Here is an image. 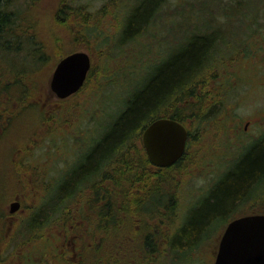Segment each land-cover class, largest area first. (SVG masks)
I'll return each instance as SVG.
<instances>
[{"label":"trees","instance_id":"1","mask_svg":"<svg viewBox=\"0 0 264 264\" xmlns=\"http://www.w3.org/2000/svg\"><path fill=\"white\" fill-rule=\"evenodd\" d=\"M67 2L68 0H59L57 7L50 9L49 17L53 22V29L62 27L75 43L79 40L90 42L93 39L95 43H99L98 47L107 46L109 63L112 57L118 56L124 64H134L139 60L142 65L129 74L132 77L141 71L139 77L132 79L134 84L127 95L117 100L118 108L111 116L109 125L97 139L94 138L91 146L80 153L77 162L66 171L65 175L53 182L54 185L59 186L58 192L48 204L49 215L45 214L44 217H51V213L55 212L60 204L79 192L82 200H78L75 210L80 208L78 214L81 216L73 219L75 224L71 225V222L68 226L69 220L62 218L63 223L59 225L60 227H55L57 225L54 224L50 227L70 231L73 227V235L77 234V239L80 238L74 243L83 248L91 245V243L83 244L84 237L88 240L92 238V242L94 238L102 237L100 248L103 251L110 248L124 251L127 246L120 239L131 238V222L140 219V215L147 213L149 216L160 217L161 229L163 230L162 226L166 227L167 221L164 218L170 217L178 203L173 193V189L178 184L175 175L180 169L183 158L189 155L192 139H201L207 134L213 136L212 140L215 142L212 150L216 151L219 148L217 135L229 133L224 127L228 123L226 120L234 115L229 113L232 107L228 98L229 91L225 86L228 84L226 79L228 77L225 75L223 81L221 78L215 79L219 74L224 77L223 68H220L224 65V60L218 58L216 63L219 64L218 68L211 64L215 49L221 42L215 40V34L204 33L201 28L188 32L184 29L182 41H175L176 44L173 43L170 47L166 46V51L162 49L161 53L159 52L160 56L150 57L151 59L148 57L145 61L139 54L140 50L137 49V54L134 50L133 57L129 59L125 52L132 48L126 45L144 41L143 33H150L157 26L158 21L163 20V12H166L163 6L166 0H133L130 6H126L120 0H104L95 12L89 11L84 4L74 7ZM41 8L38 0H0V125L2 127L5 123H11L20 106H28L34 100L37 101L38 94L42 93L39 70L49 63L50 53L55 49V46L52 48L54 40L49 35L55 36V33L51 31V27H43L37 23L39 17L45 18V11ZM179 12L186 13L180 20V27L191 17L185 10L180 9ZM107 16L113 17L118 30L109 37H113L112 40L108 39L106 31H103L99 24L100 20L106 19ZM166 21L168 22L166 26L174 25L169 23L173 20L166 18L165 23ZM186 27L188 30V25ZM69 52L63 54L59 52L54 54V57L59 60ZM238 55L236 54L235 57ZM235 57H229L228 60L231 62ZM145 63L147 66L143 65ZM91 69L92 66L87 77ZM158 117H169L181 122L188 133L182 156L167 167L152 164L143 145L139 146L136 143L141 140L144 128ZM0 132L2 137L4 132L7 133L6 127ZM236 141V144L225 146L229 152L225 158L233 155L234 157L229 167L223 169L221 167L219 172L216 171L213 180L217 182L212 187L213 196L206 199L203 205L194 208V212L184 223L182 214H175L178 217L177 227L168 233L166 243V247L170 245V250L176 252L175 254H183L197 248L208 236L204 235V231L216 218H221V215L228 211L227 209L236 210L239 205L249 202L250 197L254 196L253 192L256 193L257 187L261 190L260 193L263 192L264 137L246 143L242 140ZM18 144L22 146L23 143L18 142ZM10 151L9 156L12 157L13 150ZM18 162L23 161L19 159ZM33 167L27 165L22 169L17 167L15 172L18 179L22 172L27 171L29 175L33 173ZM41 183L33 181L32 186ZM90 192L91 194H88ZM46 209L43 207L44 211ZM38 210L41 213L30 212L25 218L29 225L31 223L37 225L44 221L42 210ZM91 210L95 212L92 213ZM254 213H264V211L245 214ZM118 221H122L120 228L115 227ZM95 230H100L102 234L95 233ZM163 232L166 238V230ZM150 245V240L147 238L146 246ZM128 247H131L130 243ZM151 247L155 249L154 245ZM85 256L83 254L81 264L87 263ZM133 261L137 264L135 258ZM95 264H128V262L116 263L96 259Z\"/></svg>","mask_w":264,"mask_h":264},{"label":"rangeland","instance_id":"2","mask_svg":"<svg viewBox=\"0 0 264 264\" xmlns=\"http://www.w3.org/2000/svg\"><path fill=\"white\" fill-rule=\"evenodd\" d=\"M120 1L126 6L133 4V0ZM38 2L45 11V18L39 17L37 23L43 27H51V31H54L55 36H49L54 40L52 48L55 46V49L50 53L49 63L39 70L42 93L38 94V100H34L28 106H20L11 123H5L3 126L6 127V132L10 131L4 132L0 137V213L7 212L10 201L19 198L23 206L28 209V213L34 214L41 209L44 221L33 225L30 219L31 225H29L27 219L22 220L18 227V242L10 243L7 248L2 249L3 258L15 252L14 245H25L24 248L17 247L19 256H24L27 251L32 252L34 249L31 242L36 237L47 235L54 238L55 229L50 225L60 227L59 225L63 223L62 218L65 220L67 218L69 220L67 225L70 226L71 222V225L75 224L73 220L75 217L81 216L78 214L80 208L75 210L78 200H82L79 192H76L73 198H68L60 204L56 211L51 213V217H44L45 214L49 215L48 204L58 192L59 186L54 185L53 182L65 175L66 171L77 162L80 153L91 146L94 138L97 139L109 125L111 116L118 108L117 100L127 95L134 84L132 79L139 77L141 73L138 71L132 77L129 76L136 67L140 68L142 65L139 60L134 64H124L116 56L112 57L109 63L107 46L98 47L99 43H95L93 39L90 42L79 40L75 43L62 27L53 29L49 11L57 7L59 0H38ZM67 3L74 7L84 4L89 11L95 12L104 0H68ZM180 9L187 11L192 22L187 20V24L182 23L183 26L179 27L180 20L186 14H181ZM163 10L166 11L165 13L162 11L163 20L158 21L157 26L150 33H143L144 41L126 45L132 49H128L125 54L131 59L133 51L139 49V54L145 61L148 57L160 56L162 49L166 51V46L170 47L171 44H176L175 41H182L184 29L188 32L201 28L204 33L215 34V40L221 44L215 49L211 64L218 68L219 64L216 65L218 58L224 60V65L220 67L223 68L224 77L219 74L215 79L221 78L223 81L225 75L228 77L226 78L228 84L225 86L229 91L228 98L232 107L229 113L234 116L226 120L228 123L224 128L230 134L217 135L219 148L216 151L212 150L215 142L212 140L213 136L207 134L201 139H192L189 155L183 158L180 169L175 175L178 184L173 189V193L178 203L170 217L164 218L167 222L166 227L162 226V228L167 232L166 238L161 229L160 217L149 216L146 213L140 215V219L132 220L131 238L120 239L127 246L124 251L110 248L105 252L100 248L102 237L94 238L93 242L92 238H89L91 240L89 241L84 237L83 244L91 243L87 247L82 246L84 256L86 254V264H95L96 259L116 263L127 261L128 264H134V258L137 264H213L227 222L248 212L264 211V190L260 193L261 190L257 187L256 193L253 192L254 196L250 197L249 202L239 205L236 210L227 209L228 211L221 215V218H216L206 228L204 235L208 236L197 248L177 255L170 250V245L166 247L168 233L177 227L176 215L182 214L183 223L186 222L194 212V208L203 205L206 199L213 196L212 187L217 182L213 180L216 171L219 172L221 167L222 169L229 167L234 157L233 155L225 158L229 153L225 146L236 144V140L246 143L264 137V0H166ZM166 18L173 20L175 23L173 21L169 23L174 25L166 26L168 23L167 21L165 23ZM99 24L103 31H106L108 39L112 40L113 37H109L118 31L113 17L107 16L106 19H101ZM76 50L89 53L91 72L79 91L65 99H56L49 88V78L58 61L54 54ZM236 54H239L238 57H235ZM232 56L235 58L230 62L228 59ZM143 65L147 66V63ZM141 77L143 78L144 75L142 74ZM112 93L114 95H111ZM246 121L251 123L247 130H243ZM0 127V131H3L2 125ZM18 142L23 143L22 146H19ZM136 143L142 145L141 140ZM10 150H13L12 157L9 156ZM19 159L23 162L19 163ZM25 165L34 166L33 173L29 175L27 171L22 172L18 179L15 171L17 167L22 169ZM33 181L42 183L34 187ZM60 182L61 180L58 184ZM170 189L172 190V187ZM43 207L47 208V211H44ZM120 224L122 221L116 222L115 227L120 228ZM71 228L72 233L74 231L73 227ZM95 233L102 234L100 230H95ZM146 236L151 243L149 248L146 246ZM76 239L77 237L71 238V245ZM27 242L30 243L28 246ZM129 243L131 247H128ZM75 244L79 250L80 245ZM153 245L154 250L151 247ZM45 250L50 251L51 248ZM40 254L44 255L41 249Z\"/></svg>","mask_w":264,"mask_h":264},{"label":"water","instance_id":"3","mask_svg":"<svg viewBox=\"0 0 264 264\" xmlns=\"http://www.w3.org/2000/svg\"><path fill=\"white\" fill-rule=\"evenodd\" d=\"M91 67L88 52L76 50L57 61L49 78L56 99H65L84 85ZM185 126L169 117H158L142 131L141 142L152 164L167 167L183 154L187 142ZM12 201L9 211L18 209ZM213 264H264V213L238 216L230 220L220 237Z\"/></svg>","mask_w":264,"mask_h":264},{"label":"flooded vegetation","instance_id":"4","mask_svg":"<svg viewBox=\"0 0 264 264\" xmlns=\"http://www.w3.org/2000/svg\"><path fill=\"white\" fill-rule=\"evenodd\" d=\"M250 123L251 121H246L243 130H247ZM12 201L19 202L18 209L14 212H10L8 206L7 212L0 213V264H81L83 261L82 247L80 246L79 250H77L76 244L74 243L76 240H73L74 242L72 241L71 245V238L77 237V234L71 235L70 230L57 228H54V238L47 235H43L39 238L36 237L31 242L34 249L32 252H26L24 256H19L17 247L24 248L23 246H25L20 244L17 246L14 245L15 252H11L5 258L1 257L3 248H7L10 243L18 242V227L21 225L20 222L25 220L29 215L28 209L25 205L23 206L19 198H15ZM12 201H10V203ZM29 244L30 243L27 242L26 245L28 246ZM49 247L51 248L50 251L45 250ZM40 249L44 254L42 256L40 254Z\"/></svg>","mask_w":264,"mask_h":264}]
</instances>
